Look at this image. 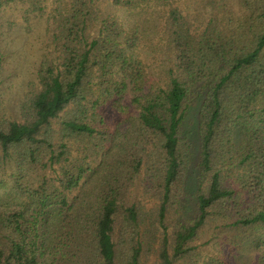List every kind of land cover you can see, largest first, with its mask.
<instances>
[{
  "label": "trees",
  "instance_id": "1",
  "mask_svg": "<svg viewBox=\"0 0 264 264\" xmlns=\"http://www.w3.org/2000/svg\"><path fill=\"white\" fill-rule=\"evenodd\" d=\"M5 20L47 39L0 111V264H264V0H0Z\"/></svg>",
  "mask_w": 264,
  "mask_h": 264
},
{
  "label": "rangeland",
  "instance_id": "2",
  "mask_svg": "<svg viewBox=\"0 0 264 264\" xmlns=\"http://www.w3.org/2000/svg\"><path fill=\"white\" fill-rule=\"evenodd\" d=\"M16 23V26L11 28L5 20L0 26V50L5 56V68L0 78V111H5L15 117H17L23 93L26 92L34 68L40 60L44 41L47 39L46 24L43 20H33L30 25ZM190 119L193 122L192 116ZM192 126L193 123L189 124L187 129L185 128L186 135H189L190 139L193 137ZM192 154L196 155L195 146ZM192 207L191 198L186 211L189 213ZM210 237L211 233L206 229L197 244L202 246ZM254 257L253 252L244 249L233 254L228 262L229 264H252ZM153 260L150 256V261Z\"/></svg>",
  "mask_w": 264,
  "mask_h": 264
}]
</instances>
